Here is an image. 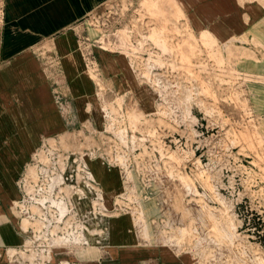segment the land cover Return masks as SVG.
<instances>
[{
    "label": "rangeland",
    "instance_id": "rangeland-1",
    "mask_svg": "<svg viewBox=\"0 0 264 264\" xmlns=\"http://www.w3.org/2000/svg\"><path fill=\"white\" fill-rule=\"evenodd\" d=\"M84 25L90 35L82 36L81 46L88 73L99 82L100 119L72 122L56 61L42 47L61 117L71 122L41 136L16 180L29 212H14L24 218L40 207L42 217L65 215L55 229L68 241L55 252L68 253L53 258L54 264H81L72 254L109 244L111 220L123 216L137 245L157 246L163 255L191 257L190 264H264L263 121L250 99L255 77L238 68V53L194 31L174 0H113L86 16ZM100 49L123 56L129 75L119 73L114 57L101 55L110 64L102 82ZM105 106L115 115L105 116ZM74 158L94 175L92 165L102 158L122 169L114 191L105 190L95 175L103 193L100 217L89 213L94 197L80 192ZM94 165L110 182L112 175ZM63 168L66 177L74 175L61 183ZM51 176L61 185L49 197ZM60 202L67 205L64 212ZM91 228H97L93 238Z\"/></svg>",
    "mask_w": 264,
    "mask_h": 264
},
{
    "label": "crops",
    "instance_id": "crops-1",
    "mask_svg": "<svg viewBox=\"0 0 264 264\" xmlns=\"http://www.w3.org/2000/svg\"><path fill=\"white\" fill-rule=\"evenodd\" d=\"M111 1L0 0V264H8L9 249L24 241L13 206L21 197L16 180L41 136L67 129L71 122L61 117L55 80L40 50L43 47L56 61L61 89H65L73 109L69 115L75 116L72 122L80 124L92 115L100 119L99 82L88 73V57L81 39L85 33L90 35L84 25L86 16ZM174 1L194 31L206 32L218 43L230 45L238 53V68L255 77L250 83V99L262 118L264 132V0ZM46 45L50 48L46 49ZM96 53L102 65L100 80L104 82L108 80L104 74L110 72V64L104 65L101 55L111 54L103 49ZM111 56L119 73L129 75L126 59L119 54ZM94 164L112 175L110 182ZM94 164L92 169L105 190L118 188L119 169L101 161ZM110 224L109 244L89 247L71 258L80 259L81 264L191 263V257L180 258L174 252L163 255L157 246L137 245L124 216L112 219ZM64 253L68 252H56L54 260L63 259Z\"/></svg>",
    "mask_w": 264,
    "mask_h": 264
},
{
    "label": "built area",
    "instance_id": "built-area-1",
    "mask_svg": "<svg viewBox=\"0 0 264 264\" xmlns=\"http://www.w3.org/2000/svg\"><path fill=\"white\" fill-rule=\"evenodd\" d=\"M101 111L105 116H107L109 113L115 115L114 113L115 110H111L112 111L111 112L109 109H107L106 106L102 107ZM103 159L104 158L100 159L102 163L116 166L115 163L107 159L104 161ZM40 160L42 159H39L37 162H41ZM58 161L60 162L61 165H63V167L66 166V163L62 161V159H58ZM71 164L73 165L75 164L74 174L77 178L78 183L82 184L81 187L82 189H79L80 192L83 194L85 192L90 193L94 197L93 200L91 201L92 208H90L91 210H89V213L99 215L100 217V208L103 209V207H100V198H101L100 196H103L102 188L100 187V182L93 174L89 165L85 163L83 160H78L74 158ZM118 168L120 170L121 177L123 178L122 169L120 166ZM74 174L71 173L66 177L65 176L66 172L65 169L63 168V174L62 177L60 178H62V180L65 179V177L66 179H70L73 177ZM50 181H51V185H50L51 191H49V197L50 195L52 196L55 193V189L59 187L61 183L64 182V180L61 183H57V176H51ZM77 192L79 193V191ZM22 194L23 193L21 191V196ZM84 196H86V194H84ZM79 199H81V197ZM22 202H23V198H20L17 201H15L13 203L14 208L18 212L19 211L22 212L24 210L26 211V213L29 212V208L24 207ZM51 202L56 204V201L53 199H51ZM58 207L62 210V212H64L65 210L63 209L67 208V205L60 202L58 203ZM40 211L41 208L39 207V209L31 211L32 213L31 214L29 213L26 217L20 218V223H21L20 230L24 236V241L19 247L9 249L8 255L10 257V260L8 264H54L53 258H54V254L56 253L55 248L61 244L65 245V241H68L67 237L60 236L55 229L56 227L61 226V223L63 222L65 215H61L59 219H57L53 214V218L52 217L48 218V217H42ZM24 219L27 222L26 227L22 226V221ZM64 226H66V223L64 224ZM60 264H77V263L70 261H63Z\"/></svg>",
    "mask_w": 264,
    "mask_h": 264
},
{
    "label": "bare ground",
    "instance_id": "bare-ground-1",
    "mask_svg": "<svg viewBox=\"0 0 264 264\" xmlns=\"http://www.w3.org/2000/svg\"><path fill=\"white\" fill-rule=\"evenodd\" d=\"M206 33V32H205ZM150 36V35H149ZM157 41L160 43V44H163V39H160V38H157ZM155 43V42H154ZM165 48H167V47H165ZM231 50V49H230ZM192 73V72H191ZM59 208V207H58ZM65 209V208H64ZM60 216V215H59ZM94 219H90L89 218V223H91L92 221H93ZM88 223V224H89ZM97 223V221H94L92 224H96ZM26 224H27V222H26V220L24 219L23 221H22V225L24 226V227H26ZM229 227H231V228H233V225H232V223L231 224H229ZM90 231H91V233H90V238H93V236H94V233L97 231V228H91L90 229Z\"/></svg>",
    "mask_w": 264,
    "mask_h": 264
}]
</instances>
